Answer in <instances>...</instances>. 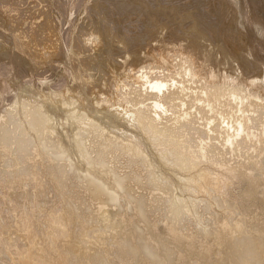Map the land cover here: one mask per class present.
<instances>
[{"label": "bare ground", "instance_id": "6f19581e", "mask_svg": "<svg viewBox=\"0 0 264 264\" xmlns=\"http://www.w3.org/2000/svg\"><path fill=\"white\" fill-rule=\"evenodd\" d=\"M243 1L256 2L264 22V0ZM9 2L0 0V60L8 61L0 78V264H264V74L197 69L198 60L219 67L238 58L243 38L238 44L227 33L234 28L217 27L230 13L220 7L211 16L204 0L192 12L137 4L152 26L160 17L190 22L177 38L186 46L173 45L180 52L144 60L128 51L138 36L83 28L86 20L96 26V4L79 19L64 0H47L28 33L25 3ZM64 28L69 46L49 51L46 41ZM113 43L125 49L109 65L119 78L85 68L93 48L107 60ZM51 63L71 77L63 88L44 74Z\"/></svg>", "mask_w": 264, "mask_h": 264}, {"label": "rangeland", "instance_id": "374dc122", "mask_svg": "<svg viewBox=\"0 0 264 264\" xmlns=\"http://www.w3.org/2000/svg\"><path fill=\"white\" fill-rule=\"evenodd\" d=\"M39 1V0H38ZM41 1H44V0H41ZM60 2H62L61 0H59ZM68 1V2H67ZM72 1H73V3H74V5H73V3H72ZM93 1V2H92ZM105 3H104V2ZM132 0H127V1H124V2H126V7H125V5L123 6L124 8H125V10H124V8L123 7H121L122 5H119V8L121 9H119L117 6H118V4L117 5H115V4H112L113 6L115 5V9H110V6L111 7H113L112 5H110L109 3H112L111 2V0L109 1V0H91L90 2H86L85 0H64V2H65V4H64V2H62L63 4H64V6L66 7V9H65V11L67 10V8H68V6H70L69 8H68V11H66V12H69V9L71 10V12H72V14H74V16L73 17H80V14H81V17L79 18V19H81V18H84L85 17V13L84 12H82L83 10L82 9H84V6H87V7H92L94 4H96V7L95 8H91L92 10H93V21H95V25L96 26H94L93 27V24L91 25V23L90 22H88L87 23V20L82 24V26H83V28L84 29H86V31H89L90 29L91 30H95V28H99L101 31H104L105 29L107 30V31H109V32H111V33H115V32H117V30H118V32H121V34L123 33L124 34V32L126 31V33L124 34V36L126 37H128V38H132L133 36H138L139 37V41H138V45L139 46H135L134 48H132V44L133 43H128L127 44V46L128 47H130L129 49H128V51H132L133 53H135V52H138V57L139 58H141V59H144L145 60V58H147V60H153V59H155V60H158V59H160L161 57H165L168 61L176 54V53H178V51L180 52V50L182 49V47H177V45L176 46H173L174 44H181L182 46H186V42L184 43V41L183 42H180V41H178V35L181 33V30H189V27H188V25L190 24V22L189 21H184V20H182V18L181 19H179V20H177V21H180L181 23H182V25H177V23L176 22H172V23H170L169 21L170 20H172V19H170V18H167V19H165V18H158V20L159 19H161V21H159V23H158V20L156 21V20H154V21H156L154 24H153V26H152V21L150 22V20L146 17H144L143 15H141V14H139V13H136V11H137V9H138V11H141V9H142V13L144 12L143 11V8L141 7V6H139V5H137V4H142V5H146V6H149L150 4H152V5H154V6H152L153 8H157V7H160V5H162V4H166V3H169L170 4V6L169 5H167V7L169 6V7H178V9L179 8H181V7H183V6H185L186 8H184V10H187V12H192V7H191V5H194L195 4V0H172L174 3H173V5L171 6V4H172V1L171 0H152V2L151 1H149L148 2V0H133L132 2H131ZM138 1V2H137ZM142 1H145V2H142ZM154 1H155V3H154ZM161 1V2H160ZM164 1H168V2H164ZM171 1V2H170ZM222 1H224V0H222ZM23 2L25 3V6L24 7H26L25 9V11H24V19H25V25H24V28H25V31L26 32H31V30H33V29H35L39 24H41L42 23V21H43V16H42V14L40 13L41 12V10H46L47 9V6L45 7V6H43L42 7V4L43 5H46L45 3H47V0H45L41 5H38V3H37V0H23ZM81 2H82V4L84 3L85 5H83V7H82V4H81ZM92 2V3H91ZM103 2V3H102ZM107 2H109L108 4H107ZM131 2V3H130ZM137 2V3H136ZM189 4H188V3ZM191 2V3H190ZM242 2V4L240 5V3ZM101 3V4H100ZM123 3V2H122ZM144 3V4H143ZM157 3V4H156ZM159 3V4H158ZM205 3V4H204ZM204 7H205V10L206 11H208V12H210L211 13V16H215L216 18H219L220 16H219V11L217 10V8H220V7H223V9H224V14H226V12H228V13H230L229 14V16L227 15L226 17H224L223 18V20L222 21H220V22H218V25H217V27H220V25L221 24H223L224 23V25L227 27V28H234V29H232L231 31L230 30H227V33L228 34H232V35H234V33H235V35H234V37L237 39L235 42L236 43H238V41H239V39L240 38H243V39H240V44H239V48H238V53H237V56H238V58H235V59H238L237 61L234 59V57H233V60H229V66H227V65H225V66H219V67H217L216 66V63L215 62H212V61H209V62H207L206 64H202V60H198V64H197V69L201 72V73H207L208 72V69L209 68H214L215 69V71H217V69H222V68H225L226 70H230V69H227L228 67H233V68H239V71H241V74H242V78H246L247 76H249L250 74H255V73H257V74H264V30L263 31H258L257 30V26H259V22L262 24V26L264 27V22H263V20L262 19H259V18H261V16H258L257 15V12L256 11H260L261 10V8H260V6L256 3V2H254V1H252V3H249V2H247L248 4H249V6L248 5H246L247 3H245V1H243V0H234V1H232V0H225V2H221L220 4L218 3V0H204ZM12 4V5H11ZM71 4V5H70ZM79 4V5H78ZM92 4V5H91ZM100 5V8L98 9L97 7H99V5ZM121 4V3H120ZM132 4L135 6L133 9H131V7H133L132 6ZM179 4V5H178ZM245 4V5H244ZM8 6H13L14 4H13V0H10V2L7 4ZM107 5V7L109 6V8H107V7H105V6ZM130 6V7H128V6ZM156 5V6H155ZM166 5H163V7L164 6H166ZM229 5V6H228ZM258 5V6H257ZM190 6V7H189ZM230 6H232V7H230ZM244 7V9L247 7H249L248 9L246 8L244 11H243V7ZM49 7H51L50 6V4L48 5V8ZM138 7V8H137ZM188 7V8H187ZM257 7H258V9H257ZM30 8V9H29ZM82 8V9H81ZM118 8V9H117ZM96 9V10H95ZM98 9V10H97ZM104 11H102V10ZM107 9H110L109 11L107 10ZM123 9V10H122ZM129 9V11H128V14L130 13V9H131V13L128 15L126 12H127V10ZM136 9V10H135ZM192 9V10H191ZM252 9V10H251ZM254 9V10H253ZM79 10V11H78ZM95 10V11H94ZM113 10H116V11H113ZM117 10L119 11L120 10V12L118 13L117 12ZM135 10V11H134ZM242 10V11H241ZM81 11V12H80ZM99 11V12H98ZM101 11V12H100ZM106 11H107V13L108 12H110L109 14H107L106 13ZM113 11V12H112ZM125 13V14H127V15H125L123 12ZM246 11V12H245ZM253 11V12H252ZM65 12V13H66ZM117 14V16H115L116 14ZM249 12V13H248ZM37 13V14H36ZM83 13H84V15H83ZM96 13H99V14H96ZM100 13H104V15H100ZM105 13H106V17H105ZM111 13H113V15H114V17H116V18H114L113 16H112V14ZM133 13H136V14H134L133 15ZM185 13V12H184ZM247 13V14H246ZM13 14V13H12ZM138 14L139 15H141V16H138ZM242 14H246V16H247V20L249 21L248 23H244V20L241 18V15ZM256 16H254V15ZM123 15H124V17H123ZM135 15H137L136 17H135ZM182 15V14H181ZM185 14H183L182 16H184ZM253 17H252V16ZM100 18H99V17ZM102 16L103 17H105V18H102ZM108 16V17H107ZM110 16H112L111 18H110ZM126 16H127V18H128V21L129 22H127V18H126ZM133 16V17H132ZM251 16V17H250ZM66 17H68V13H67V15H66ZM117 17H118V19H117ZM131 19H130V18ZM145 18V19H143V18ZM32 18V19H31ZM90 18H91V16H90ZM106 18H108V20L110 21V22H108V20L106 19ZM252 20H251V19ZM39 19V20H38ZM88 19V18H87ZM103 19V20H102ZM107 21H106V20ZM120 19V20H119ZM131 21H130V20ZM134 19H135V22L136 21H138V22H136V24L137 25H134L135 24V22H134ZM146 19H147V21H149L148 22V24L146 23L147 21H146ZM255 19H256V21H255ZM5 20L7 21V19L5 18ZM99 20V21H98ZM164 20H166V21H164ZM106 21V24H104V22ZM164 21V24L163 23H161V22H163ZM97 22H99V25H97L98 23ZM124 23V25H123V23ZM126 22H127V24H126ZM166 22V23H165ZM185 22V23H184ZM214 22V20L213 21H211L210 23H213ZM263 22V23H262ZM111 24V25H109V27H111V28H109L108 27V24ZM112 23H114V24H112ZM115 23L117 24L118 23V26L115 28ZM140 23L142 24V25H140ZM158 24V25H155V24ZM170 23V25H168ZM209 23V22H208ZM232 23V24H231ZM240 23V24H239ZM91 25V26H88V25ZM126 24V25H125ZM131 24V25H130ZM133 24V25H132ZM161 24V25H160ZM166 24V25H165ZM28 25H29V27H28ZM112 25H113V27L115 28H113L112 29ZM119 25H121L120 27H123V28H119ZM128 25H130V26H132L131 27V29H129V27L130 26H128ZM146 25H148V26H150L149 28L146 26ZM154 25L156 26V29H154L155 27H154ZM235 25H236V27H235ZM249 25V26H248ZM66 26V25H65ZM64 26V27H65ZM100 26V27H99ZM101 26L103 27V28H101ZM128 26V29L126 28V27ZM145 26V27H144ZM174 26L176 27V29H174ZM21 27H23V25L21 24V26H20V28ZM67 27V26H66ZM65 27V28H66ZM94 29H93V28ZM125 27V28H124ZM153 27V28H152ZM249 27V28H248ZM65 28L61 31V34L60 35H57V37L55 36V39H54V37L52 36V37H48L49 39L46 41L47 42V44H46V46H52L53 44V46L55 47V49L54 48H49V51H51V50H57V48L60 46V49H65V47H68L69 46V37L68 36H66V33H65ZM146 28H148V29H150V30H152L153 32H152V35L154 36H152V35H150L151 33H146V31H144V29H146ZM152 28V29H151ZM171 28V29H170ZM229 28V29H230ZM110 29V30H109ZM113 31H112V30ZM124 29V30H123ZM138 29H140V31L138 30ZM148 29H146V30H148ZM160 29V30H159ZM237 29L239 30L238 32H237ZM1 30V29H0ZM30 30V31H29ZM98 30V29H97ZM96 30V31H97ZM116 30V31H115ZM164 30V31H163ZM166 30V31H165ZM229 31H230V33H229ZM127 32H128V34H130V35H127ZM160 32V33H159ZM162 32V33H161ZM224 32V31H223ZM232 32V33H231ZM145 33V34H144ZM247 33V34H246ZM122 34V35H123ZM242 34H244V35H241ZM62 35V36H61ZM147 35H149L148 37H147ZM157 35V36H156ZM238 35V36H237ZM159 37V38H158ZM66 38V39H65ZM144 41H143V40ZM250 39H251V41H250ZM59 40V41H58ZM61 40V41H60ZM141 40H142V42H144V43H142L141 42ZM54 41H57L56 43H57V45L55 44V42ZM64 41H65V43H64ZM156 41V42H155ZM257 41V42H256ZM54 42V43H53ZM60 42H62L60 45L58 44V43H60ZM141 42V43H140ZM196 42L200 45V46H208L209 45V42H204V41H201V40H196ZM235 42H234V44H235ZM141 45H140V44ZM164 43V44H163ZM250 43H252V44H250ZM258 43V44H257ZM49 44V45H48ZM62 44L64 45V47L62 46ZM113 45L115 46V49L114 50H111V56L109 57V59H108V57H107V60L105 59H102V57H99V50H97L96 49V47L95 48H93V51H91L90 52V54L92 55V60L91 61H89V62H87L88 63V65H87V63L85 64V66H87V67H85V68H88L89 66L91 67V68H93L92 66H95V65H98L99 66V70H101L100 72L101 73H105L104 75H105V77H107V78H110L111 76H112V74L114 73V72H116V74H117V76H118V78L122 75V70L121 69H115V70H112L111 68H109V65L110 66H116L117 64H115L114 63V61H117V62H120V59H121V57H124V51H125V49H123V48H121V47H119L117 44H114L113 43ZM226 45L229 47V50L231 51L232 50V42H231V45H230V42L228 43V41L226 42ZM252 45V46H251ZM58 46V47H57ZM114 46H112V47H114ZM252 47V49H255V50H253L252 51V54L253 55H250V56H248L247 54H246V52H245V49L247 48V47ZM260 46V47H259ZM94 47V46H93ZM118 47V48H117ZM137 47V48H136ZM245 47V48H244ZM253 47H255V48H253ZM211 48V46L209 45L208 46V50ZM153 49V51H151ZM257 49V50H256ZM261 49V50H260ZM155 50H157L156 52H155ZM118 51H119V53H118ZM120 51H122V52H120ZM145 51V52H144ZM244 51V52H243ZM256 51V52H255ZM114 52H116V53H114ZM242 52H243V54H242ZM262 52V53H261ZM259 53V54H258ZM240 57L243 59V61H242V59H240ZM96 59V60H95ZM131 59H132V57L129 59V61H131ZM246 59V60H245ZM98 60V61H97ZM255 60H257V62L255 61ZM240 63H239V62ZM249 61V62H248ZM247 63L248 64V67L250 68L251 66H250V64L252 65V67L250 68V69H248V68H246L245 66H244V63ZM8 63V61H5V60H0V78H4L6 75H7V71H8V67H6V66H4L5 64H7ZM55 67V68H54ZM97 67V66H96ZM207 67V68H206ZM209 67V68H208ZM54 68V69H53ZM118 68V67H117ZM45 69H46V71H44V74H46V73H48V74H46L47 76L48 75H52V77H54L55 75H57V78H56V81H57V83L59 84V85H61V88H63L64 87V85L65 84H67V83H69V80H70V78L71 77H66L65 75H64V72L62 71V69H61V67L59 66V65H57L56 63H51L48 67H45ZM52 69H53V71H52ZM94 69H96V68H94ZM258 69V70H257ZM17 70H19V68L17 69ZM40 70V69H39ZM56 70V71H55ZM112 70V71H111ZM243 70V71H242ZM251 70V71H250ZM255 70V71H254ZM41 71V70H40ZM87 71H89V70H87ZM258 71V72H257ZM261 71V72H260ZM224 72L225 71H223L222 72V74H224ZM91 73H95V70H93L92 69V71H91ZM62 77V78H61ZM63 79V80H62ZM66 80V81H65ZM62 82V83H61ZM65 84H64V83ZM97 89H95V91H96ZM9 91L10 90H8V89H6V94L7 95H9Z\"/></svg>", "mask_w": 264, "mask_h": 264}]
</instances>
